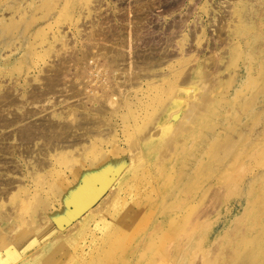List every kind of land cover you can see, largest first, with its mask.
<instances>
[{"label":"rangeland","instance_id":"374dc122","mask_svg":"<svg viewBox=\"0 0 264 264\" xmlns=\"http://www.w3.org/2000/svg\"><path fill=\"white\" fill-rule=\"evenodd\" d=\"M176 262L264 264V0H0V264Z\"/></svg>","mask_w":264,"mask_h":264},{"label":"bare ground","instance_id":"6f19581e","mask_svg":"<svg viewBox=\"0 0 264 264\" xmlns=\"http://www.w3.org/2000/svg\"><path fill=\"white\" fill-rule=\"evenodd\" d=\"M184 46V45H183ZM96 48V47H95ZM183 51V50H182ZM121 53V52H120ZM120 53L118 54V55H120ZM123 55V54H122ZM122 55H120L121 57H122ZM124 56V55H123ZM117 57V56H116ZM115 57V58H116ZM114 58V57H113ZM112 58V59H113ZM118 58V57H117ZM120 58V57H119ZM95 60V59H94ZM150 60V59H149ZM116 62V60H112V62L113 63H115ZM117 61H119L118 59H117ZM121 61V60H120ZM147 61V60H146ZM149 63V62H148ZM151 63H153V62H151ZM148 66V65H147ZM153 66V65H152ZM128 67H129V64H128ZM145 68H147V67H145ZM141 69V68H140ZM143 69V68H142ZM127 72V71H126ZM135 72V71H134ZM130 73V72H129ZM131 75V74H130ZM133 80V79H132ZM104 109V107H100L97 111H99V112H101V110H103ZM69 113V112H68ZM73 113V112H72ZM75 113V112H74ZM73 113V114H74ZM79 113V112H78ZM101 115V114H100ZM171 115V114H170ZM173 116V115H172ZM177 117H179V116H177ZM176 120H177V118H175ZM82 120V121H81ZM81 120H79L80 121V123H82L83 124V122L84 121H86V122H88L89 123V121H90V123H92V124H95L94 122V120H90V119H88V118H85V117H82V119ZM168 120V119H167ZM101 122H103V121H101ZM79 122H77V124H78ZM79 123V124H80ZM85 123V122H84ZM89 123V124H90ZM171 122L169 121V124H170ZM78 124V125H79ZM104 124V123H103ZM103 124H101L100 122H97V124H95V125H93V128L95 129V128H99L100 126H102ZM165 124V123H164ZM168 124V122L165 124V125H169ZM77 125V126H78ZM81 125V124H80ZM85 125V124H84ZM172 125V124H171ZM86 126V125H85ZM79 127V126H78ZM84 127V126H83ZM85 129V128H84ZM83 129V130H84ZM96 129V130H97ZM86 130V129H85ZM88 131V130H87ZM150 134V133H149ZM151 137V136H150ZM79 138V137H78ZM151 138H153V137H151ZM144 139V138H143ZM131 146V145H130ZM64 177V176H63ZM105 179V174H103V176H102V180H104ZM85 183L83 184V185H81L80 187H79V189H78V192H81L83 195H76V193H75V195H73V198H72V201L71 202H73V211H71V217L72 218H80V217H82L81 218V221L79 222V224L80 225H84L88 220H89V218L92 216L91 214H90V212H92L93 213V210L91 209L92 208V205H93V203L96 201V199H97V197L101 194L100 193V191H102V190H99L97 193H95V190H93L92 189V187H91V183H90V181H89V179H87V180H85L84 181ZM105 188V186L104 185H102V189H104ZM114 195V194H113ZM112 195V196H113ZM116 196V195H115ZM130 207V206H129ZM129 207H128V209H129ZM70 210V209H69ZM132 214V213H131ZM134 217H137V216H134ZM120 220V219H119ZM121 221V220H120ZM120 221H118V222H120ZM118 225V224H117ZM40 227V226H39ZM43 227V226H42ZM82 228H85V227H82ZM126 228V227H125ZM48 229L49 230H52L53 231V227L52 226H50V227H48ZM68 232V231H67ZM94 239H95V236H94V233H93V235H92V237H91V239L88 241L89 242V245L88 244H86V243H84V245L85 246H87L88 248H89V246H91V244L94 242ZM87 241V240H86ZM81 243V242H80ZM78 244V243H77ZM178 246H181V244L180 245H178ZM76 248V247H75ZM177 248H179V247H177ZM182 248V247H181ZM197 248V247H196ZM175 249H176V247H175ZM175 249H174V251H175ZM187 249H188V247H187ZM84 250V249H83ZM177 250H179V249H177ZM182 250V249H181ZM191 250H193V249H191ZM191 250H190V252H191ZM88 252V251H87ZM176 253H177V251H175ZM174 252V253H175ZM188 252H189V250H188ZM168 253V252H167ZM179 253V252H178ZM15 254H16V251L15 252H8L7 254H6V256H5V260L8 262L9 260H13L14 258H15ZM171 253H169L168 255H170ZM180 254H181V252H180ZM189 254V253H188ZM142 255H143V253H142ZM172 255V254H171ZM170 255V256H171ZM175 255V254H174ZM140 256V255H139ZM186 256H189V255H186ZM185 256V257H186ZM140 258V257H139ZM169 258V257H168ZM171 258H173L172 256H171ZM175 258H177V257H175ZM178 259V258H177ZM170 260V259H169ZM168 260V261H169ZM249 260V259H248ZM171 261V260H170ZM185 261V260H184ZM175 262V261H174ZM177 262H178V260H177ZM177 262H176V264H177ZM235 264V263H234ZM242 264V263H241Z\"/></svg>","mask_w":264,"mask_h":264}]
</instances>
